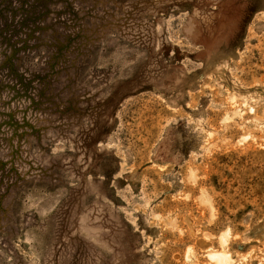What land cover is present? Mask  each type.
I'll return each instance as SVG.
<instances>
[{"label": "rangeland", "instance_id": "rangeland-1", "mask_svg": "<svg viewBox=\"0 0 264 264\" xmlns=\"http://www.w3.org/2000/svg\"><path fill=\"white\" fill-rule=\"evenodd\" d=\"M217 252L264 264V0H0V264Z\"/></svg>", "mask_w": 264, "mask_h": 264}, {"label": "bare ground", "instance_id": "bare-ground-1", "mask_svg": "<svg viewBox=\"0 0 264 264\" xmlns=\"http://www.w3.org/2000/svg\"><path fill=\"white\" fill-rule=\"evenodd\" d=\"M222 240H223V238H222ZM211 258L213 260H215L216 263H218V264H231L230 257L226 253H222V252L213 253V254H211Z\"/></svg>", "mask_w": 264, "mask_h": 264}]
</instances>
